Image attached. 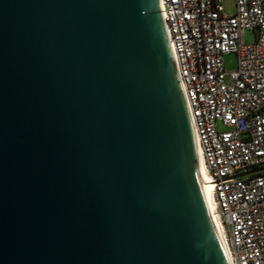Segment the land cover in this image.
I'll return each instance as SVG.
<instances>
[{"label":"water","instance_id":"water-1","mask_svg":"<svg viewBox=\"0 0 264 264\" xmlns=\"http://www.w3.org/2000/svg\"><path fill=\"white\" fill-rule=\"evenodd\" d=\"M193 143L157 0H0V264H228Z\"/></svg>","mask_w":264,"mask_h":264},{"label":"built area","instance_id":"built-area-1","mask_svg":"<svg viewBox=\"0 0 264 264\" xmlns=\"http://www.w3.org/2000/svg\"><path fill=\"white\" fill-rule=\"evenodd\" d=\"M158 1L230 264H264V170L238 176L264 168V0H235L233 15L222 0ZM231 53L238 65L228 71Z\"/></svg>","mask_w":264,"mask_h":264},{"label":"bare ground","instance_id":"bare-ground-1","mask_svg":"<svg viewBox=\"0 0 264 264\" xmlns=\"http://www.w3.org/2000/svg\"><path fill=\"white\" fill-rule=\"evenodd\" d=\"M157 7L159 8V1L157 0ZM168 43V41H167ZM169 46V45H168ZM170 50V49H169ZM171 54V52H170ZM191 125V123H190ZM191 130L193 134V151H194V160H195V170L197 176V182L201 191L202 198L204 200L210 221L215 230L219 243L222 247L224 255L228 264H230V249L227 238L225 236L224 228L219 217L216 201L214 200L212 189L209 183V178L207 174L206 165L202 155V149L198 140L197 135L195 134L192 125Z\"/></svg>","mask_w":264,"mask_h":264},{"label":"rangeland","instance_id":"rangeland-1","mask_svg":"<svg viewBox=\"0 0 264 264\" xmlns=\"http://www.w3.org/2000/svg\"><path fill=\"white\" fill-rule=\"evenodd\" d=\"M224 12L227 15H233L236 12V2L235 0H222ZM255 39V34L252 31H247L245 33V42L252 43ZM225 66L228 71L235 70L238 65V56L237 54L231 53L224 57ZM219 129L223 130L224 127L219 123Z\"/></svg>","mask_w":264,"mask_h":264}]
</instances>
